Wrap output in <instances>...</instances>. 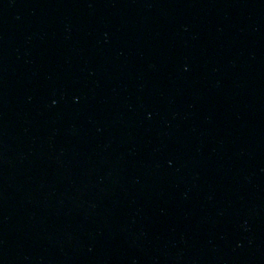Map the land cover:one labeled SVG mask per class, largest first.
Masks as SVG:
<instances>
[{"label": "water", "instance_id": "1", "mask_svg": "<svg viewBox=\"0 0 264 264\" xmlns=\"http://www.w3.org/2000/svg\"><path fill=\"white\" fill-rule=\"evenodd\" d=\"M0 264H264V0H0Z\"/></svg>", "mask_w": 264, "mask_h": 264}]
</instances>
